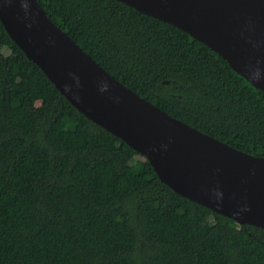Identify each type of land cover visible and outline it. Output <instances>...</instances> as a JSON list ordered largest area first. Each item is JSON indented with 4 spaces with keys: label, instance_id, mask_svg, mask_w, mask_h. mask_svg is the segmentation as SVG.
<instances>
[{
    "label": "trees",
    "instance_id": "1",
    "mask_svg": "<svg viewBox=\"0 0 264 264\" xmlns=\"http://www.w3.org/2000/svg\"><path fill=\"white\" fill-rule=\"evenodd\" d=\"M108 72L171 116L264 157V91L181 28L119 0H38ZM80 112L0 20V264H264V228L159 178Z\"/></svg>",
    "mask_w": 264,
    "mask_h": 264
},
{
    "label": "water",
    "instance_id": "2",
    "mask_svg": "<svg viewBox=\"0 0 264 264\" xmlns=\"http://www.w3.org/2000/svg\"><path fill=\"white\" fill-rule=\"evenodd\" d=\"M173 24L264 91V0H119ZM15 43L85 116L123 139L178 194L239 224L264 228V157L237 149L127 87L38 0H0Z\"/></svg>",
    "mask_w": 264,
    "mask_h": 264
},
{
    "label": "rangeland",
    "instance_id": "3",
    "mask_svg": "<svg viewBox=\"0 0 264 264\" xmlns=\"http://www.w3.org/2000/svg\"><path fill=\"white\" fill-rule=\"evenodd\" d=\"M140 161H145V157H140Z\"/></svg>",
    "mask_w": 264,
    "mask_h": 264
}]
</instances>
